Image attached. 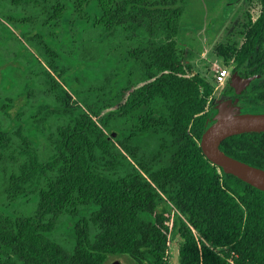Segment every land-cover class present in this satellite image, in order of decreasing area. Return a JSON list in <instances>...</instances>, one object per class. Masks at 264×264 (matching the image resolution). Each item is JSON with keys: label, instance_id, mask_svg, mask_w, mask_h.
I'll return each mask as SVG.
<instances>
[{"label": "trees", "instance_id": "1", "mask_svg": "<svg viewBox=\"0 0 264 264\" xmlns=\"http://www.w3.org/2000/svg\"><path fill=\"white\" fill-rule=\"evenodd\" d=\"M8 1L64 29H55L56 45L44 42L47 33H21L43 54L37 62L57 124L43 159L22 133L20 110L14 126L0 125V163L14 134L24 155L7 188L14 205L0 203V264H106L114 256L173 264L175 250L178 264H264V191L224 172L200 146L215 83L178 49L188 0ZM257 1L262 11L244 41L216 52L264 72ZM240 97L246 110L264 111V79ZM220 147L264 168V131L230 135ZM18 195L32 201L29 210L18 209ZM60 226L69 244L57 237Z\"/></svg>", "mask_w": 264, "mask_h": 264}, {"label": "rangeland", "instance_id": "2", "mask_svg": "<svg viewBox=\"0 0 264 264\" xmlns=\"http://www.w3.org/2000/svg\"><path fill=\"white\" fill-rule=\"evenodd\" d=\"M3 4L7 7L9 1L6 0ZM247 10L257 14L259 3L255 0L187 1L181 19L178 49L187 56L195 71L209 80L214 78L216 69L224 65V60L218 55L216 48L219 44L239 45L246 27ZM6 12L4 17L7 29L0 27V125L9 128L14 126L16 121L13 118L20 110L18 123L23 127L22 133L29 137L43 159L51 152L50 138L57 124V118L51 112L55 109V103L53 96L47 91L43 69L37 62V57L43 59V54L38 51L34 42L27 37L22 38L21 33L27 30L29 37L36 33H47L42 34L44 42L56 45L55 29H64V24L57 25L55 20L45 24L43 17L34 12L28 14L25 8L16 9L10 6V10ZM3 13L4 11L0 12V18ZM14 20L18 22L15 23ZM76 22L83 23L82 20ZM14 33L19 35L17 38L20 41L11 37ZM7 36L10 37L8 45L7 42H2ZM58 43L64 42L59 40ZM213 98H209L208 102L212 103ZM4 103L7 106L5 111L1 109ZM107 133L110 134V130ZM21 149V139L14 134L13 145L0 163V203L14 205L8 189L11 173L24 160ZM31 195L28 192L29 199ZM19 196L15 199L18 209L29 210L33 205L32 201L21 203ZM57 237L69 244L72 235L60 226ZM121 263L133 264L124 256H114L106 264ZM173 264H178L176 250Z\"/></svg>", "mask_w": 264, "mask_h": 264}, {"label": "water", "instance_id": "3", "mask_svg": "<svg viewBox=\"0 0 264 264\" xmlns=\"http://www.w3.org/2000/svg\"><path fill=\"white\" fill-rule=\"evenodd\" d=\"M257 77H264V74L242 76L235 71L228 80L229 91L240 93L241 87H246L251 79ZM214 108L215 112L207 118L202 132L200 140L202 151L224 172L232 173L264 191V168L229 155L220 147L222 140L230 135L264 131V111H248L244 106L239 105L235 98L222 100ZM112 136L115 137L116 134L112 133Z\"/></svg>", "mask_w": 264, "mask_h": 264}, {"label": "flooded vegetation", "instance_id": "4", "mask_svg": "<svg viewBox=\"0 0 264 264\" xmlns=\"http://www.w3.org/2000/svg\"><path fill=\"white\" fill-rule=\"evenodd\" d=\"M4 1L6 0H0V12L4 11L3 13V17L0 18V27H5L7 29V25L5 24V17L4 15L7 14L6 10H10V4L6 7H4ZM254 1V0H253ZM257 1V0H255ZM258 2V1H257ZM259 3V2H258ZM9 7V8H8ZM261 11H262V7L259 5V10L257 12V14H255L254 12H252L251 10H247L246 11V27H245V31L243 33V37L241 39V42L239 43V45L244 41L245 37H246V34L249 30V28L251 27V25L258 19V17L260 16L261 14ZM184 13V12H183ZM231 16V14H230ZM229 16V17H230ZM182 19V18H181ZM180 29H181V21H180ZM180 34V32H179ZM179 36V35H178ZM178 36H177V41H178ZM9 39L8 36L2 40L3 44L5 42H7V45L9 43ZM225 45V44H224ZM184 56V58L186 59L187 62L190 63V60L187 58L186 55L182 54ZM223 58V57H222ZM224 60V64L226 65H229L230 66V73L226 79V83L224 85H222L221 87L217 88L215 90L214 88V91L213 93L211 94V96L209 98H213V101H211L213 107H215L220 101L222 100H225V99H233L235 98L237 100V103L239 105H242L245 107L244 104H242L241 102V95H243L244 93H246L248 91V88L249 86L251 85V83L254 81V80H257V79H264V77H257V78H253L250 80L249 84L246 86V87H241L240 88V93H235V92H230V85H228V80L231 78V76L233 75V73L236 71L238 74L240 73L242 76H246V75H252V74H256V73H259V74H264V72H251L249 69H248V66L247 65H244V66H240L233 58H230L229 60ZM222 60V61H223ZM193 66V65H192ZM251 69V68H250ZM214 95V96H213ZM215 109V108H214ZM56 127V126H55Z\"/></svg>", "mask_w": 264, "mask_h": 264}, {"label": "built area", "instance_id": "5", "mask_svg": "<svg viewBox=\"0 0 264 264\" xmlns=\"http://www.w3.org/2000/svg\"><path fill=\"white\" fill-rule=\"evenodd\" d=\"M229 73H230V66L226 64L216 69V72L214 73L215 90L226 83V79Z\"/></svg>", "mask_w": 264, "mask_h": 264}]
</instances>
